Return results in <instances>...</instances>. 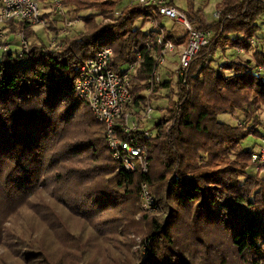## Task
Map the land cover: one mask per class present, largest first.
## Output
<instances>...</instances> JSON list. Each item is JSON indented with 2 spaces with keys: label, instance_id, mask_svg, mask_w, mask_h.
I'll return each mask as SVG.
<instances>
[{
  "label": "trees",
  "instance_id": "trees-1",
  "mask_svg": "<svg viewBox=\"0 0 264 264\" xmlns=\"http://www.w3.org/2000/svg\"><path fill=\"white\" fill-rule=\"evenodd\" d=\"M121 1L62 0L66 11L88 13L76 37L61 34L62 26L51 22L59 47L30 44L31 62L20 60L17 51H2L0 240L16 241L12 253L19 264H213L206 228L220 226L240 261L264 264V180L249 174L257 151L241 146L249 136L264 141L259 117L264 52L254 48L245 64L232 60L239 48L252 51L247 40L259 29L264 0H222L216 6L219 19L208 25L192 4L180 9L191 25L210 32L211 43L190 63L185 84L175 81L172 90L171 82L160 81L149 97L161 47L152 28L142 31L148 19L140 6L130 4L119 13ZM168 5L175 7L172 0ZM98 18L110 21L102 24ZM9 26L26 38L35 34L24 24ZM173 29L165 28L166 38L178 55L188 35ZM104 48L113 51L114 70L141 58L130 76L131 104L122 114L142 112L147 99L151 103L170 89L161 118L134 133L147 149L146 174L126 172L113 161L104 126L73 93L75 66ZM228 48L234 54L225 63L215 62V54L224 56ZM235 112H241L243 123L217 121L218 115ZM143 184L158 215L141 208ZM22 209L43 227L40 234L31 224L12 222ZM135 237L143 241L146 258L133 251ZM195 245L202 246L201 253Z\"/></svg>",
  "mask_w": 264,
  "mask_h": 264
},
{
  "label": "built area",
  "instance_id": "built-area-1",
  "mask_svg": "<svg viewBox=\"0 0 264 264\" xmlns=\"http://www.w3.org/2000/svg\"><path fill=\"white\" fill-rule=\"evenodd\" d=\"M168 1L131 0V4L140 6L142 15L148 19L147 24L156 32L155 43L161 47L151 73V85L147 90V97L152 94L155 85L160 83V70L166 59L175 53L174 44L166 38L165 28L157 22L158 16L182 27L188 35L187 46L177 55L175 79L179 83H186L190 63L202 48L211 43L210 32L191 25L184 13L176 7L169 6ZM67 12L62 6V0H48L46 4H41L37 0H0V50L9 51L12 45L10 39L14 37L15 43H18L17 56L22 61L31 62L32 53L27 38L23 32L12 33L9 24H24L33 29L45 28L48 20L44 16L55 15L57 19L60 18L57 22L62 26L61 34H66L78 23L76 19H69ZM213 18L218 20L219 12L216 11ZM202 22L204 25L210 24L204 17ZM257 43L253 37L247 40L250 50L256 48ZM48 45L52 49L59 47L58 38L52 36ZM42 53L46 55L47 51L44 50ZM236 53L238 56L245 54L242 48L237 49ZM112 56V49L104 48L96 54L94 59L75 66L73 93L79 100L87 102L96 121L104 126L106 146L111 152L113 161L120 164L126 172L138 171L146 174L148 171L147 149L138 141L134 133L144 130L143 124L153 119L154 110L147 99L142 112L131 110L122 114L125 106L131 104L130 76L141 58L137 55L136 62L114 70L110 66ZM235 64H241V62H235ZM145 134L148 135V133ZM251 160L255 166L264 163V141L257 152L252 154ZM140 199L143 211L148 213L155 209L154 198L146 184L141 186Z\"/></svg>",
  "mask_w": 264,
  "mask_h": 264
},
{
  "label": "rangeland",
  "instance_id": "rangeland-1",
  "mask_svg": "<svg viewBox=\"0 0 264 264\" xmlns=\"http://www.w3.org/2000/svg\"><path fill=\"white\" fill-rule=\"evenodd\" d=\"M222 0H172L173 4L181 9L182 11H187L189 9V6L192 4L194 7V10H201L206 16L208 22L214 21L213 14L216 12V6L221 2ZM242 1V0H241ZM131 4V0H122L118 6H117V12H122L125 8H127ZM71 10H68V15L70 16L69 19L77 20L78 23L71 28L68 34L69 37H76L78 32L82 31V18L87 16V12H82L78 15V13H74L73 11L69 12ZM60 20V18H58ZM57 17L55 15H49L47 16L48 24L45 28L42 27H36L34 29L35 34L27 38L29 44H40L43 43L44 45H48L52 36L56 37V35L52 32L50 23L52 22L54 24V27L58 26ZM98 22L102 24L109 23V19H97ZM102 20V22L100 21ZM141 21H138L136 23V26L138 27L140 25ZM258 31L253 36V39L257 41V47L259 50H262L264 52V17L260 18L257 21ZM161 26H164L166 29L170 30L174 28L173 30L178 31L179 33H183L182 27L178 26L177 24H174L171 21L168 20H162L160 22ZM151 30V26L149 24L145 25L142 29L143 32ZM53 34V35H52ZM245 35V31H243L240 36ZM10 42H12V45L10 47L11 52H16L18 50V43H15L16 40L14 37L10 39ZM252 53L253 50L250 51L247 54H244L243 56H238L237 54L232 57V60H234V63H245L252 59ZM234 52L232 49L228 48L225 50V55L223 53L219 54L218 52L215 54L214 60L215 62H221L225 63L227 59L230 58L231 55H233ZM219 55H221L219 57ZM2 58V51L0 50V59ZM218 58V59H217ZM164 68V71H160V81L161 82H171L170 89L175 90V73L177 69V53H174L171 57L166 59L164 67L161 68V70ZM124 69V68H123ZM226 75L231 74L230 72H226ZM170 89H164L157 93L158 99L153 100L150 104L153 108V119L149 121H145V125L147 128H152L153 125L161 118V111L165 110L168 103V95H170ZM161 108V109H160ZM260 117V123L264 124V112L261 111L259 114ZM217 121L226 125L235 126L237 124L243 123V117L241 112H235L233 114L231 113H224L220 114L217 117ZM241 146L245 150L249 151H257L259 147L262 146V140L260 138H255L252 136L247 137L242 143ZM264 163H262L259 166H255L253 169L249 170L250 175H255L258 179L264 180ZM160 210L156 206V208L148 212L149 215H158ZM25 222L26 224L32 225V230L37 228L38 233H41V230L43 227L35 223L32 219V216L30 212L26 209H22L20 213L14 215L12 222H14L16 225L21 224L22 222ZM207 233L211 236V240L213 244L211 245L213 251L210 253V259L212 260L213 264H220V261L223 259L227 264H248L247 261H240L239 258L235 254L234 248L231 246L228 236L225 231L221 229L220 226L218 227H207L206 228ZM28 236V235H27ZM7 240H12L9 237H6L5 239L0 240V264H19L17 259L13 257L12 250L17 245L16 241L7 243ZM135 241L138 244L134 248L133 251L137 252L138 256H140L142 259L146 258L147 252H145V248L142 245V240L139 237H135ZM209 243H211L210 240H208ZM264 244V242H263ZM5 245V248H4ZM195 249L198 250V253L202 252V246L195 245ZM197 252V251H196Z\"/></svg>",
  "mask_w": 264,
  "mask_h": 264
},
{
  "label": "crops",
  "instance_id": "crops-1",
  "mask_svg": "<svg viewBox=\"0 0 264 264\" xmlns=\"http://www.w3.org/2000/svg\"><path fill=\"white\" fill-rule=\"evenodd\" d=\"M176 7V6H175ZM177 8V7H176ZM177 9H179V8H177ZM180 10V9H179ZM200 10V9H199ZM203 17L204 18H207L206 16H204V14H203V16H202V20H203ZM162 20H167V19H164V18H161L160 19V22L162 21ZM169 21V20H168ZM213 22V21H212ZM209 23H211V22H209ZM164 67V66H163ZM160 71H164V68L162 69V70H160ZM158 97V96H157ZM161 109V108H160ZM143 129H147V127H146V125H145V123L143 124Z\"/></svg>",
  "mask_w": 264,
  "mask_h": 264
}]
</instances>
